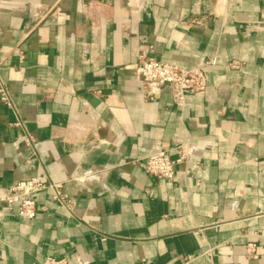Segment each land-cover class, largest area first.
<instances>
[{
	"label": "crops",
	"instance_id": "obj_1",
	"mask_svg": "<svg viewBox=\"0 0 264 264\" xmlns=\"http://www.w3.org/2000/svg\"><path fill=\"white\" fill-rule=\"evenodd\" d=\"M264 0H0V264H264ZM139 55L205 66L182 103ZM237 62L232 66L231 62ZM188 142L172 179L140 165ZM58 183L26 220L17 180ZM255 251L248 253L249 244Z\"/></svg>",
	"mask_w": 264,
	"mask_h": 264
},
{
	"label": "built area",
	"instance_id": "obj_2",
	"mask_svg": "<svg viewBox=\"0 0 264 264\" xmlns=\"http://www.w3.org/2000/svg\"><path fill=\"white\" fill-rule=\"evenodd\" d=\"M264 15V11L262 13ZM215 57H210L202 63L189 68L181 67L175 63L162 61L149 56L139 55L134 65L135 73L141 83L148 88L150 96L160 90L168 88L174 101L182 103L187 91H202L206 85L205 66L214 64ZM236 66L237 62L230 63ZM0 96L3 101L10 104L8 94L0 86ZM176 155L171 157L167 150L151 151L142 157L140 165L143 169L156 177L172 179L175 166L188 161L191 154L188 142H183L174 147ZM60 185L52 181H44L38 177H28L15 181L3 198L6 208L15 207L16 214L26 220L35 216V198L39 193L50 191L52 197L64 203L65 195L60 191ZM255 251V245L249 244L248 253ZM41 264H70L66 257L46 256Z\"/></svg>",
	"mask_w": 264,
	"mask_h": 264
}]
</instances>
